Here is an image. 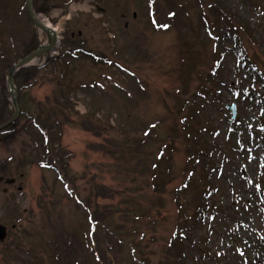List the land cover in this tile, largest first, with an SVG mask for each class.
<instances>
[{"label": "rangeland", "instance_id": "1", "mask_svg": "<svg viewBox=\"0 0 264 264\" xmlns=\"http://www.w3.org/2000/svg\"><path fill=\"white\" fill-rule=\"evenodd\" d=\"M23 2L4 1L9 18L19 19L22 38L41 41ZM46 3L53 8L41 19L61 32L59 47L72 36L97 60L61 56L18 95L23 111L39 110L50 126L19 114L0 136V176L15 180L0 183V264H264V0H223L259 44L200 0ZM0 104L9 119L4 88ZM232 104L234 121L225 107ZM195 140L215 171L200 167L190 181ZM59 152L69 155L67 188L63 175L38 164L50 157L57 167ZM205 192L209 215L184 224L178 258L170 247L183 225L178 205ZM83 205L104 220L97 231Z\"/></svg>", "mask_w": 264, "mask_h": 264}, {"label": "trees", "instance_id": "2", "mask_svg": "<svg viewBox=\"0 0 264 264\" xmlns=\"http://www.w3.org/2000/svg\"><path fill=\"white\" fill-rule=\"evenodd\" d=\"M201 1L209 3L210 8L216 10L219 14V17L222 18L224 21H226L230 26L235 28L241 35H244L245 37H248L249 39H251L253 42H256L255 38H254V34H253L254 31L250 28L249 23L244 18H242L240 15H238L237 12L231 11V9L229 7H227L225 3H223V0H201ZM258 2L259 1H257L255 3V5ZM5 8H6V6H0V22H2V25L4 24V28H5L3 31V26L1 27L0 35H2L3 33L6 34V36L11 38V43L14 44L15 33H13L14 32L13 27H14V25H16V20L9 18V12L6 11ZM22 9H23V7H22ZM34 10H35V13H47L48 12V9L46 8L45 5L37 6L34 8ZM9 19H11L10 23H9ZM8 25H10V26H8ZM75 40L76 39H74L71 36L63 38L61 52L59 53V56L62 53V56L65 55L69 58H74L79 53L85 54L83 49L81 48V46H79ZM20 45H21L20 47L22 50L21 57H23L24 55L31 52L37 45L36 41H35L34 34H32V37L29 40H27L26 37L22 38V35H21ZM86 54L90 55V53H86ZM57 59L58 58H55V60H57ZM16 61L11 60L8 57L6 58L5 53L4 54L0 53V87H2L1 88L2 90H3L5 71L9 67H11V65L16 63ZM50 61H47L46 65H48ZM42 68L43 67L24 68V69H20L14 75V82H15L18 94H20L24 88H28V87L33 86L34 83H32V81H35L37 79L36 77L38 76L39 71ZM64 100H66V98H64ZM46 101H48V98H46ZM70 106H72V105H70ZM73 107L74 106H72V108ZM53 110L55 112L61 111L57 107H53ZM19 111H20L21 115L27 114L25 111H23L21 109V107L19 108ZM38 112L39 113L35 114V116H37V122L39 124H41V126L47 127L48 123H47L46 118H45L46 116L45 115L43 116L42 113L40 114L39 110H38ZM0 114H1V105H0ZM58 114H60V115H62V117L66 118V116L63 115V112L58 113ZM27 116L29 118H32L30 115H27ZM64 123H66V121H64ZM196 145H200V142L196 141V144L191 147V151H190L191 158L195 157L197 160H195L194 165H192L190 168L192 171L190 173V181L192 180L193 171L195 169H199L201 167V168H204L203 171L205 172L206 170H209V168H210V163L208 160L211 158V156L209 157V154H208L205 158L203 157L205 154H207V151H206L207 149L204 148L203 146H200L197 148ZM67 157H69V156L66 153L59 152V161L61 162V165H62V162L65 161ZM197 164H198V166H197ZM62 167H64V166L62 165ZM212 168H213V170H215L214 167H211L210 169H212ZM197 184H198V182L196 181L194 187H197ZM164 186H165V184L162 183L161 187L158 188L156 186L155 188H156V190H162V189H164ZM204 195L206 196V192L204 194H198L196 196V198L193 199L192 202L188 203V207L187 206L185 207L182 204L178 205V207L180 209V217L183 218V220H180L181 223L183 222V225L179 224V231H178L179 240H177V242L173 248V249H175L178 258H181V255L183 254L182 252H184V244H185V242H186L185 240L187 238V235L185 232L186 228L184 227V224H185V226L186 225L189 226V225H192L194 223L198 224L199 221L204 222V219L209 215L210 207L205 206V203L202 199V198H204ZM100 219H101L100 215L96 212V214L94 215L93 221L96 223H99V224L104 223V220H102V219L100 220ZM182 239H185V240L183 241ZM187 248H188V246H187Z\"/></svg>", "mask_w": 264, "mask_h": 264}, {"label": "water", "instance_id": "3", "mask_svg": "<svg viewBox=\"0 0 264 264\" xmlns=\"http://www.w3.org/2000/svg\"><path fill=\"white\" fill-rule=\"evenodd\" d=\"M25 10L26 15L32 25L35 28H38L41 30L48 39V42L46 45H39L34 51H32L30 54L22 58L18 63H16L14 66H12L6 73V83H7V89L9 93L11 94L12 102L15 108L14 116L8 120L6 123L2 124L0 126V129H3L7 126H9L17 117L18 108L16 104V90L13 84V74L19 70L20 68H24L28 66L35 58L45 55L49 52H53L56 49V38L57 35L54 31L49 29L47 26L43 25L33 14L32 10V0H26L25 3ZM231 110L233 112V117L235 116L234 107H231ZM5 238V228L0 226V241H2Z\"/></svg>", "mask_w": 264, "mask_h": 264}, {"label": "flooded vegetation", "instance_id": "4", "mask_svg": "<svg viewBox=\"0 0 264 264\" xmlns=\"http://www.w3.org/2000/svg\"><path fill=\"white\" fill-rule=\"evenodd\" d=\"M11 185H14V184H11ZM19 189V188H17ZM6 189L5 188H0V197L1 196H4L6 194ZM12 229H14V226H12ZM5 241L3 243H0V246L2 247V245H4Z\"/></svg>", "mask_w": 264, "mask_h": 264}]
</instances>
